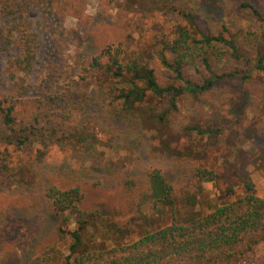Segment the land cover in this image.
Here are the masks:
<instances>
[{"label":"trees","instance_id":"1","mask_svg":"<svg viewBox=\"0 0 264 264\" xmlns=\"http://www.w3.org/2000/svg\"><path fill=\"white\" fill-rule=\"evenodd\" d=\"M36 2L43 4L48 16L56 14L53 0H0V49L11 53L6 72L17 81L13 92L0 97V113L11 132H16L18 121L16 102L26 93L21 74L32 70L36 57L37 34L29 19ZM245 6L253 9L249 4ZM175 10L192 26L178 25L172 38L147 49H130L127 42L109 44L84 71L86 78L96 77L101 82L104 113L136 122L151 133L155 155L187 166L191 173L188 186L177 188L160 168H153L141 191L131 195L132 217L123 223L104 215L99 206H85V193L79 186L65 187L51 181L47 184L43 180L46 169L38 170L36 162L17 168L3 165L21 188L40 186L39 192L61 220L59 233L73 239L63 264H247L264 243V196L256 194L245 167L253 164L264 171V146L244 149L232 135L223 144L231 113L226 105L231 103L233 84L240 76L242 81L251 76L243 73V67L236 62H252L248 55L255 54L254 67L264 72V14L253 9L256 18L247 27L236 25L234 29L224 24L219 33L213 34L199 29L195 13L183 5ZM184 95L201 102L212 117L184 114L176 102ZM43 98L36 118L48 119L50 126L39 129L31 125L23 136L32 144L33 135L43 146L38 148V160L53 144L70 150L80 166L96 154L99 146H121L116 141L118 136L104 139L99 128L74 127L70 116L51 119L48 104L58 105V96L46 93ZM233 131L230 129V134ZM255 137L251 135L250 140L254 142ZM138 138L131 131L125 140L134 144ZM209 147L223 148L226 164L240 178L244 194L233 201L219 203L205 197L204 183L220 179L215 166L207 163ZM232 192L234 187L227 190L228 195ZM147 207L155 217L148 216ZM99 224L109 227L120 242L89 247L86 233L99 230Z\"/></svg>","mask_w":264,"mask_h":264},{"label":"rangeland","instance_id":"2","mask_svg":"<svg viewBox=\"0 0 264 264\" xmlns=\"http://www.w3.org/2000/svg\"><path fill=\"white\" fill-rule=\"evenodd\" d=\"M180 4L195 13L199 29L213 34L219 33L224 24L234 29L236 25L247 27L256 18L253 9L264 14V0H53L52 9L56 14L52 16L46 14L41 2L33 4L29 19L37 34L36 57L32 70L21 74L26 93L16 102V132L8 129L0 113V264H63L73 242L71 236L59 233L61 220L43 192H39L40 186L21 188L4 170V164L17 168L36 162L38 170L46 169L43 180L47 184L51 181L65 187L79 186L85 193V206H99L104 215L123 223L132 217L131 195L135 190L141 191L153 168H160L179 189L190 184L187 166L155 155L151 133L136 122L104 113L101 82L96 77L86 78L84 71L94 56L109 44L127 42L130 49H147L172 38L178 25L191 27L175 10ZM248 4L253 9L245 6ZM10 55L0 49V97L16 88V78L6 72ZM248 56L252 62L243 59L236 62L243 67V73L251 76L243 81L240 76L233 84L231 103L226 105L231 113L223 136V144L232 135L244 149L264 146V72L254 67L256 55ZM46 93L58 96V105L48 104L51 119L70 116L74 127L99 128L104 139L118 136L116 141L121 146H99L96 154L80 166L70 150L53 144L47 155L38 160V148L43 146L33 135L32 144L23 136L26 129L31 130V125L39 129L50 126L48 119L36 118L38 105L40 101L43 103ZM176 102L184 114L212 117L208 108L191 95L180 96ZM229 128L235 130L233 134ZM131 131L139 135L134 144L125 140ZM251 135H256L254 142L250 140ZM208 149L207 163L215 166L220 179L204 183L206 199L221 203L243 195L239 176L225 162L226 151ZM230 160L235 161L234 157ZM245 167L255 184L256 194L263 197L264 171L253 164ZM130 183H134L132 188ZM232 187L233 195H228L227 190ZM117 212L122 215H116ZM145 212L155 217L150 207ZM112 232L99 224V230L86 233V241L91 248L120 242ZM247 264H264V243L256 248L254 259Z\"/></svg>","mask_w":264,"mask_h":264}]
</instances>
